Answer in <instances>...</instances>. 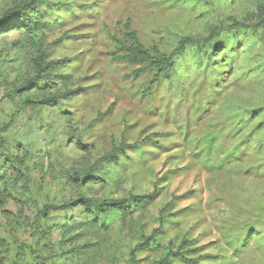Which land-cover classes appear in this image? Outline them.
Here are the masks:
<instances>
[{
  "label": "rangeland",
  "instance_id": "374dc122",
  "mask_svg": "<svg viewBox=\"0 0 264 264\" xmlns=\"http://www.w3.org/2000/svg\"><path fill=\"white\" fill-rule=\"evenodd\" d=\"M28 1L0 0V17ZM48 2L29 14L41 49L65 66L36 90L11 96L33 77L37 50L21 20L0 31V243L37 264H132L130 252L166 218L136 264H156L184 237L200 248L186 255L202 256L198 264H264V0ZM127 21L151 51L184 43L169 79L150 87L154 71L136 75L145 66L117 59ZM215 44L222 54L205 55ZM49 93L60 103H25ZM120 146L114 163L92 169ZM73 172L98 181L77 185ZM154 190L157 200L132 217L42 215L80 196ZM167 264L186 263L172 255Z\"/></svg>",
  "mask_w": 264,
  "mask_h": 264
},
{
  "label": "trees",
  "instance_id": "16d2710c",
  "mask_svg": "<svg viewBox=\"0 0 264 264\" xmlns=\"http://www.w3.org/2000/svg\"><path fill=\"white\" fill-rule=\"evenodd\" d=\"M40 4L46 6L49 5V2L48 0H31L5 10L0 17V31L11 27L14 20H21L23 23V31L27 37H30L31 45H33V47L37 50L36 57L32 60L33 77L27 79L20 87L16 88L14 93L11 95L12 97L14 95L21 96L25 93H30L36 90L42 79L50 77L56 70L65 66L64 60H49L48 48L41 49L39 46L40 38L36 35V28L40 27V24L35 22L33 16L29 13H33V11H35ZM259 14L256 26L264 28V10H260ZM234 26L238 30H245L248 28L247 25L242 23H235ZM123 28L126 43L122 45V54L118 56L117 59H120L129 65L145 66L144 69L137 71L136 75L147 71H154L156 74L150 83V87L160 83L164 79H169L176 66V56L181 55L184 52V43L179 44L173 53L169 55L162 54L157 47L151 51L141 43L138 33L132 29L130 21H127ZM222 52L221 48L217 47L215 44L214 47L211 48L210 53H205V55L209 56L219 53L222 54ZM61 99L62 96L49 93L36 102L28 100L25 101V103L31 105L49 106L59 104ZM77 146L81 150L86 149L82 139L79 137L77 138ZM120 153L124 154V146L113 147L109 153L97 160L92 169L99 166L101 163H114ZM71 179L77 185H81L85 181H89L91 183L98 181L96 178L89 177V174L82 175L79 172H73L71 174ZM158 195V190H154L152 193L147 195L131 196L125 199H107L101 202L80 196L77 199L60 205H46L42 210V215L43 217L48 218L50 213L53 211L60 212L82 208L86 214L95 220H97L99 216H106L110 213H118L125 217H132L136 214L139 207L154 203L157 200ZM170 207V204L167 205L162 210L161 214L166 213ZM165 220L166 218H160L159 228L155 229L150 236H143L142 242L130 252V260L132 264H136V253L138 251H147L157 243V235L161 232ZM194 245L193 241H189L187 237H184L177 252H170L156 264H167L170 256L172 255L178 256L181 261L186 264H198L202 256H198V258L186 257V255H196L200 252V248H194L192 250L188 249ZM33 255L34 254L32 252H29V257H27V259L22 254L12 255L5 242L1 241L0 243V264H37L35 263V260L38 258L34 259Z\"/></svg>",
  "mask_w": 264,
  "mask_h": 264
}]
</instances>
